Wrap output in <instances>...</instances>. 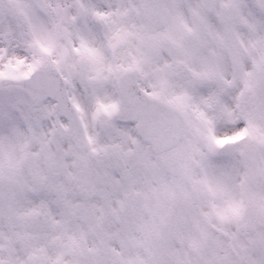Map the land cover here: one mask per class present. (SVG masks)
Wrapping results in <instances>:
<instances>
[{
  "label": "snow or ice",
  "instance_id": "snow-or-ice-1",
  "mask_svg": "<svg viewBox=\"0 0 264 264\" xmlns=\"http://www.w3.org/2000/svg\"><path fill=\"white\" fill-rule=\"evenodd\" d=\"M0 264H264V0H0Z\"/></svg>",
  "mask_w": 264,
  "mask_h": 264
}]
</instances>
